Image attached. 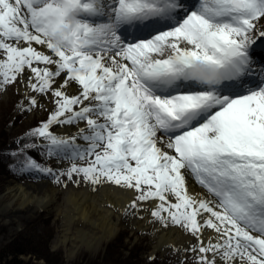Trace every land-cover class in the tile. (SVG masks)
<instances>
[{
	"label": "snow or ice",
	"instance_id": "6c2138e0",
	"mask_svg": "<svg viewBox=\"0 0 264 264\" xmlns=\"http://www.w3.org/2000/svg\"><path fill=\"white\" fill-rule=\"evenodd\" d=\"M262 23L264 0H0V91L23 84L25 112L50 95L55 111L33 135L49 159L72 161L57 173L26 157L23 169L134 190V210L156 202L164 227L197 239V264H264V67L245 83ZM189 175L215 201L190 195Z\"/></svg>",
	"mask_w": 264,
	"mask_h": 264
},
{
	"label": "rangeland",
	"instance_id": "374dc122",
	"mask_svg": "<svg viewBox=\"0 0 264 264\" xmlns=\"http://www.w3.org/2000/svg\"><path fill=\"white\" fill-rule=\"evenodd\" d=\"M257 29L254 32L263 31L264 25L257 26ZM20 89L21 92H17L16 86H9L6 91H0V197L5 193L7 185L15 180L32 183L27 187L34 192H41L40 188L45 182L34 176L22 180L24 178L17 174V166H21L19 161L25 163L26 157L43 160L44 148L38 146L33 150L25 145H34V130L48 121L56 105L52 97L45 95V100L43 96H38V106L25 112L20 105L27 104L23 96L26 89L23 84ZM57 128V124H53L50 131L55 132ZM4 153L10 155L11 159L7 160ZM65 169L64 166L61 171ZM49 180L58 188L57 198L61 200L68 180L61 177L63 182L57 183L52 176ZM54 205L52 203L40 210L32 208V212L17 208H7L4 213L0 212V264H197V254L193 251L182 258L171 250L158 251L156 258L151 259L155 244L152 238L153 224L139 232L124 225L113 238L104 242L101 249L91 252L81 248L71 257L67 255L63 244H56L63 221L55 214Z\"/></svg>",
	"mask_w": 264,
	"mask_h": 264
},
{
	"label": "bare ground",
	"instance_id": "6f19581e",
	"mask_svg": "<svg viewBox=\"0 0 264 264\" xmlns=\"http://www.w3.org/2000/svg\"><path fill=\"white\" fill-rule=\"evenodd\" d=\"M263 25L264 23L259 24V26ZM70 94H78V86H74ZM82 127H84L83 123L67 125L66 128L63 125L60 134L68 137L77 133L78 128ZM36 140L42 139L36 136ZM186 186L190 195L215 201L202 187L196 185L190 176L186 177ZM40 189L41 192H34L21 183L8 184L5 193L0 197V212L4 213L7 208L26 209L32 212V208L40 210L51 206L52 203L55 204V214L63 221L56 237V244H63L67 255L71 257L81 248H87L91 252L101 249L104 242L113 238L124 225H128L134 231L146 228L155 219L151 211L156 202L149 200L135 212H128L137 193L113 183L105 182L95 186L90 183L83 186L71 184L63 191L61 200L57 198L56 187L43 183ZM153 235L155 240L153 253L169 246L184 251L197 246V239L190 232L174 225L164 227L160 220L156 223ZM201 238L205 242L209 238L214 241L216 234L212 229H206Z\"/></svg>",
	"mask_w": 264,
	"mask_h": 264
},
{
	"label": "trees",
	"instance_id": "16d2710c",
	"mask_svg": "<svg viewBox=\"0 0 264 264\" xmlns=\"http://www.w3.org/2000/svg\"><path fill=\"white\" fill-rule=\"evenodd\" d=\"M3 264V263H2ZM4 264H11V263H4Z\"/></svg>",
	"mask_w": 264,
	"mask_h": 264
}]
</instances>
